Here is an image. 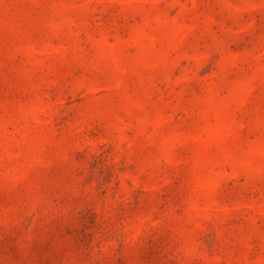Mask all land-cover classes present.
Listing matches in <instances>:
<instances>
[{"label":"rangeland","instance_id":"374dc122","mask_svg":"<svg viewBox=\"0 0 264 264\" xmlns=\"http://www.w3.org/2000/svg\"><path fill=\"white\" fill-rule=\"evenodd\" d=\"M0 264H264V0H0Z\"/></svg>","mask_w":264,"mask_h":264}]
</instances>
